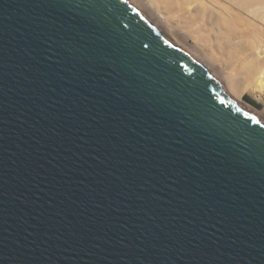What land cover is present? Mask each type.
<instances>
[{"label": "water", "instance_id": "water-1", "mask_svg": "<svg viewBox=\"0 0 264 264\" xmlns=\"http://www.w3.org/2000/svg\"><path fill=\"white\" fill-rule=\"evenodd\" d=\"M0 264H264V121L126 0H0Z\"/></svg>", "mask_w": 264, "mask_h": 264}, {"label": "bare ground", "instance_id": "bare-ground-1", "mask_svg": "<svg viewBox=\"0 0 264 264\" xmlns=\"http://www.w3.org/2000/svg\"><path fill=\"white\" fill-rule=\"evenodd\" d=\"M126 1L264 121V0Z\"/></svg>", "mask_w": 264, "mask_h": 264}, {"label": "rangeland", "instance_id": "rangeland-1", "mask_svg": "<svg viewBox=\"0 0 264 264\" xmlns=\"http://www.w3.org/2000/svg\"><path fill=\"white\" fill-rule=\"evenodd\" d=\"M178 21H179L181 27L183 26V28H186V29L189 28V27H185V26H184V24H185V22H186V19H185V18L180 17V18L178 19ZM248 92H249V93H248ZM248 92L245 93L246 96H247V95L249 96V94H251L252 97H256V94H255V93L250 92V91H248ZM245 94H244V96H243V99H245ZM261 108H262V107H261Z\"/></svg>", "mask_w": 264, "mask_h": 264}]
</instances>
